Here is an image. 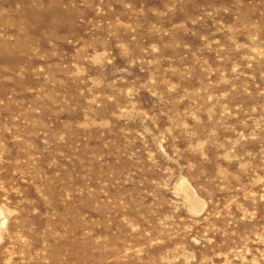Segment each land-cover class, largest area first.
Listing matches in <instances>:
<instances>
[{
    "label": "rangeland",
    "instance_id": "rangeland-1",
    "mask_svg": "<svg viewBox=\"0 0 264 264\" xmlns=\"http://www.w3.org/2000/svg\"><path fill=\"white\" fill-rule=\"evenodd\" d=\"M0 264H264V0H0Z\"/></svg>",
    "mask_w": 264,
    "mask_h": 264
}]
</instances>
